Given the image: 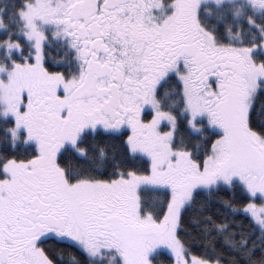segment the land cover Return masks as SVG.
I'll return each instance as SVG.
<instances>
[{
	"label": "snow or ice",
	"instance_id": "1",
	"mask_svg": "<svg viewBox=\"0 0 264 264\" xmlns=\"http://www.w3.org/2000/svg\"><path fill=\"white\" fill-rule=\"evenodd\" d=\"M0 264H264V0H0Z\"/></svg>",
	"mask_w": 264,
	"mask_h": 264
}]
</instances>
